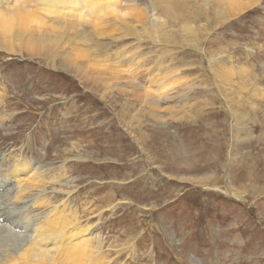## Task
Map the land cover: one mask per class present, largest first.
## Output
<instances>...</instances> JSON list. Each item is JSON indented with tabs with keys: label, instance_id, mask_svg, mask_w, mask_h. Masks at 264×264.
<instances>
[{
	"label": "rangeland",
	"instance_id": "rangeland-1",
	"mask_svg": "<svg viewBox=\"0 0 264 264\" xmlns=\"http://www.w3.org/2000/svg\"><path fill=\"white\" fill-rule=\"evenodd\" d=\"M108 1L60 0L56 15L50 0H0V10L29 3L46 28L58 25L48 17L71 23ZM119 1L86 17L87 38L79 25L60 29L54 59L0 47V241L11 248L8 232L26 239L55 208L90 227L85 238L101 246L105 264H264V0L229 20L212 8L209 18L191 16L181 3L194 34L174 18L176 0L163 3L171 12L161 0L130 2L157 15L158 37L149 17ZM112 28L115 42L96 36ZM181 34L189 38L181 45L170 39ZM91 45L107 65L118 54L136 57L122 59L113 79L108 66L64 58ZM171 72L162 92L157 79ZM18 165L30 166L22 183Z\"/></svg>",
	"mask_w": 264,
	"mask_h": 264
},
{
	"label": "bare ground",
	"instance_id": "bare-ground-1",
	"mask_svg": "<svg viewBox=\"0 0 264 264\" xmlns=\"http://www.w3.org/2000/svg\"><path fill=\"white\" fill-rule=\"evenodd\" d=\"M58 1L60 0H50V4L48 5V7H52V10H47L50 14L57 15V13L54 12L53 4ZM86 1L87 0H82L83 3H86ZM110 1L112 3L117 2V0L114 2L113 0H110ZM172 1L173 0H168V1L161 0V2L160 1L159 2L161 3L162 6L160 5L159 6L163 8V11L168 12V10H170L171 12L172 7H169V4L163 5V3H166V2L171 3ZM174 1L172 3H174ZM187 1H189L187 6H188V9L191 10L189 12L191 16L192 14L195 13L194 15H196V13L199 12L200 15L202 14L204 15L203 17L209 18L208 16L209 11L207 12V10L209 8H212V11H214L215 12L214 14H217L218 17L223 18L224 20H229L231 17L241 13L242 11L246 10L248 7L254 5L258 0H214L216 2V6L211 5V0H203L204 3L203 2L199 3L200 0L199 1L198 0H176L175 2L176 5L173 8L176 11L174 18L179 20L178 25L181 26V30L183 33L194 34L196 32V27L194 26L195 23L192 22L191 24H189L187 22V20L189 19L188 18L189 13L188 15H186V12L188 11H183V7H181L182 5L181 3H185ZM191 1H193V3ZM111 2L109 1L102 2L96 6L91 7L89 11L79 13V14L74 13L73 15L70 16V18H72L69 20L71 23L66 22V21L62 23L60 21L61 17L59 19V16L58 17L56 16L48 17L49 19H52L53 21H55L58 25L52 24V26L50 27L47 26L46 28H45L46 22L43 21V18L40 16L41 15L40 11L36 9H32L29 3H22V2L17 3L16 2L15 5L8 6L5 10H0V47H4V48L12 47L13 49V46H14L13 44H15V45L24 46L28 48L29 51L33 54H38V52H40L41 54H44L47 52L51 55L52 59H54L55 56H57L58 54H61L60 49L64 47V43L61 40L64 39L65 35L64 34L60 35L61 34L60 29H63V31L66 32L67 29H73L77 27V25H79L82 28L81 38H87L85 35L86 33L85 27L90 24V21L87 20L86 17L87 16L91 17L94 9H97V10L101 9L105 11L106 13L107 11H109L108 9L112 5ZM119 2L120 4L117 3V5L120 6L119 8H121L122 10L135 12L136 16L140 19H146V20L148 19L149 15L147 12L145 13V10L143 12V8H135L134 6L136 5L134 3L132 4L130 3V2H136V0H121ZM116 9H118V7ZM109 15H114V14L109 13ZM114 16L116 17L111 20L113 22H118L119 18H123V16L120 14H117V15L115 14ZM156 16L155 14H152L151 17H149L147 22L150 24V27H154V26L156 27L154 33L158 37L157 32L159 31V25H161V22L157 21L159 20V18ZM101 18H102L101 21L107 22V19H108L107 16L105 17L101 16ZM63 20L65 19L63 18ZM56 26H59V28H57ZM114 29L115 28H112V30L110 31H102L99 33L96 32V36L104 35V36L111 38L112 42H115L118 36L114 33ZM164 36L169 37L168 34L166 33L164 34ZM195 38H193L192 40H194ZM170 39L174 41H178V43L181 45L182 41H186L189 38H183V34H181V37L179 40L178 39L175 40L176 38H170ZM131 55L136 57L135 53H131L127 57L125 56V54H118L115 57V60H112L113 65H109V64L107 65L106 62H108V57L99 58L95 54V46L91 45V46H86L84 48L78 47V48L71 49V54H67L68 57H66L65 55L64 58H67L68 60L70 57L71 58L74 57V59L76 58V56L78 57L80 56L81 58L84 57L85 59H88L89 63L93 64L90 66V64L88 63L89 65L87 66H89L90 68L92 66H95V67L108 66V68L112 70L110 71L109 76H111L110 78L113 79L112 78L113 76L120 75V72L122 71V68L124 67V65H122L121 60L124 59V61H128V60L130 61ZM81 58H79V60ZM74 63L76 64V62ZM89 67H87L86 69H89ZM212 68L214 67L212 66ZM92 69L94 70L92 71L86 70V71L87 72L91 71L92 74H94L93 71L96 72L97 69L95 70L94 67ZM245 71L246 70H243L242 72H245ZM174 72H171L167 75H163L161 78L159 76V79H157L160 85L159 87L163 90L162 92H165L166 91L165 89L169 90L168 89L169 86L173 85L171 84V82L167 81V79H171L172 78L171 75ZM178 72L180 71L178 70ZM101 73L104 76H107L106 70ZM174 78L176 77L174 76ZM248 82L249 80H247L244 85H246ZM135 89L137 90L138 88H135ZM146 90L147 89H145V91ZM140 91L142 92L141 89ZM146 92H145L146 95L149 96L150 95L149 92L151 91H146ZM153 92L154 91H152L151 94H155ZM139 93L140 92H138V94ZM136 94L137 92L134 93V95ZM142 94L140 96L141 98H144ZM156 95L158 96V94ZM148 96H145V97L147 98ZM18 168L21 170L18 169L16 171H13V174H15L14 177L17 179V181L19 183H22L23 181L20 180L19 176L21 173H25V170L29 171L30 166L22 165L21 167L20 165H18ZM22 188L23 187L21 185V189ZM15 201L16 203L23 202V195L22 194L16 195ZM76 215L77 214L75 213V216L69 222L68 217L64 215L63 212H61L59 209L54 208V210L50 212V214L48 213L46 217V221L45 220L40 221L37 225L35 224L36 226L31 227V228H34L35 231H34V234L30 232L31 235H28L30 239H28V237L25 236L27 237L26 239L28 240L22 239V237L20 236H19L20 239H18V235L16 237L11 232H8L7 233L9 237L8 239L9 240L12 239L9 242H15V245H12L11 248H6V244L4 243V241H0V264H105V261H104L105 258L102 256L101 257L98 256V253H100L102 249L101 246L93 245L92 239H90L89 237L85 238L86 232H88L90 227L86 226L84 228L81 225V222L77 223L76 221L78 217ZM2 216H3V213H2ZM68 222H69V225L65 226ZM0 234H2V232ZM56 242H58L61 245L66 243V246L56 245ZM49 244H53L52 247L54 248L44 247ZM54 245H56L57 247ZM2 250H5V252L4 251L2 252Z\"/></svg>",
	"mask_w": 264,
	"mask_h": 264
}]
</instances>
